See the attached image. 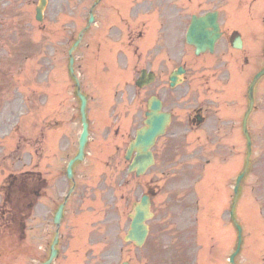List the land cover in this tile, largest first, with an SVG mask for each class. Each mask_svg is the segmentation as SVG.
Wrapping results in <instances>:
<instances>
[{"label":"rangeland","instance_id":"374dc122","mask_svg":"<svg viewBox=\"0 0 264 264\" xmlns=\"http://www.w3.org/2000/svg\"><path fill=\"white\" fill-rule=\"evenodd\" d=\"M93 1L48 0L43 19L38 22L34 18L38 0H0V183L7 173L25 169L41 171L49 180L44 200L26 221L29 229L25 231L26 243L36 253L31 264L44 257L49 248L50 230L54 228L51 219L43 213V206L60 193L64 196L61 176L69 153L62 150L61 156H57L58 144L61 149L63 146L60 135H67L71 142L68 152L77 148L81 125L74 87L67 75V50L73 38L70 36L86 24ZM138 1L142 0H127L120 6V12L113 14L112 23L121 25L124 33L133 30L136 34L135 24L143 18V8L147 6L142 5L141 10H137L132 4ZM173 3L177 4L162 6L161 10L165 9V14H190L212 9L221 3L223 29L230 31L239 21L248 23L246 5H250V0H245L243 5L240 0H177ZM115 7L101 1L94 10L95 21L90 33L84 34L82 44L74 53L75 70L88 96L89 139L87 156L75 167L74 180L78 188L69 198L59 228L62 237L55 264H120L124 260L130 264H228L227 257L236 243L235 228L225 211L229 205L227 195L232 190L230 179L224 180V176L217 173V166L230 163L227 173L234 174L230 177L232 184L235 174L243 166L246 146L240 120L247 101L244 99L246 85L241 74L242 61L230 48L222 57L204 54L193 58L194 55L189 53L186 62L190 71L182 83V87H189L186 96L183 89L175 94L163 89L165 73L152 85L138 90L134 80L139 70L143 67L158 69V65H151V53H141V58L136 59L130 53L135 41L130 45L126 43L128 46L122 54L117 53L120 58L116 61L118 68L109 77L107 58L85 45L92 34L104 38L106 15L109 11L113 13ZM127 12L128 20L124 19L123 23L121 18L126 17ZM160 12L157 9L144 17L149 21L155 16L157 22ZM225 42L223 38L222 50ZM92 43L95 45L94 41ZM175 54L176 51L172 55L164 51L159 52V57L166 60L171 56L177 61ZM259 63L256 58L250 59L248 68ZM234 69L241 77L236 79L237 84L233 87ZM47 75L48 80H45ZM56 76L62 78L57 89L51 82ZM231 91L239 98L236 104L230 103L232 96L228 92ZM45 94H48L46 102ZM152 94L162 97L173 113L169 132L189 129L186 117L189 112L195 114L196 109H200L206 121L195 130L189 129L185 139L179 134L172 145L168 144L170 137L159 139L153 148L155 165L143 177L136 178L127 175L123 154L135 128L141 124L145 101ZM57 95V101H54ZM256 100L257 107L248 120L253 139L252 163L242 182L236 208V218L244 237L242 250L236 256L238 264H264V78L260 81ZM216 102L222 107L220 115L226 116V129L231 122L234 124V129L227 134L213 132ZM19 113L24 118L8 137V127L15 124L13 119ZM56 117H62L60 132L52 120ZM45 121L48 126L41 129ZM221 134L223 139L216 149L208 138ZM223 151L229 155L218 159L217 154ZM190 185L200 199L197 238L191 227L186 235L181 224L189 222V210L185 207L189 203ZM90 186H94L93 195L88 191ZM147 191L154 211V217L149 221L148 240L140 249L129 243L124 245L122 239L132 203ZM173 218L180 220L173 221ZM3 221L0 214V223ZM14 259V255L6 252L0 264H26L23 257Z\"/></svg>","mask_w":264,"mask_h":264},{"label":"water","instance_id":"95a60500","mask_svg":"<svg viewBox=\"0 0 264 264\" xmlns=\"http://www.w3.org/2000/svg\"><path fill=\"white\" fill-rule=\"evenodd\" d=\"M46 3V0H40L39 5L36 8V17L37 19H41V11ZM213 14L215 13H207L205 16L201 18H194L192 21V25L188 31V40L192 41L196 44L199 50H203L208 48L212 50L214 41L218 37L217 26L216 24L212 25V21L214 22ZM93 17L91 16L89 21H92ZM212 26L213 30H208L207 27ZM79 39L75 42L74 46L71 48L69 53L75 48L78 44ZM72 57H70V63L72 64ZM251 88L249 89V95L251 96ZM81 98L80 112H81V120L83 123V132L79 141V154L76 159H81L83 147L87 138V123L85 119V98L78 92ZM158 103L154 102L150 107L151 112L147 113L148 119L146 120L147 126L140 129L137 132V136L134 142H132L130 149L128 150L127 156H129L130 151L133 149L136 150V156L133 159L130 168H136L137 173H141L144 171L145 167L149 165L152 161V155L149 151V147L153 144L157 135L163 132L166 123L169 120V115L165 113H160L158 109ZM243 126H245V120L243 121ZM247 137V146L249 149L250 146V138L246 133ZM242 176V175H241ZM240 176V178H241ZM240 178L237 180V185L239 184ZM237 185L235 187V199L237 196ZM140 206L137 208L135 215L133 216V220L131 223V229L128 233V238L137 241V243H141L146 235V226L144 225V220L147 216V199L143 197L139 204ZM60 209L56 215V220H58L60 216ZM238 227V226H237ZM239 229V227H238ZM240 232V229H239ZM240 237V235H239ZM240 239V238H239Z\"/></svg>","mask_w":264,"mask_h":264}]
</instances>
